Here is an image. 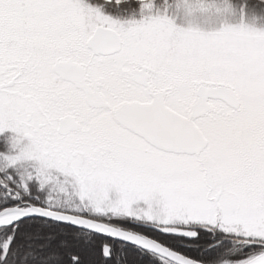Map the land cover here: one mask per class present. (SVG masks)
Instances as JSON below:
<instances>
[{"label":"snow or ice","instance_id":"snow-or-ice-1","mask_svg":"<svg viewBox=\"0 0 264 264\" xmlns=\"http://www.w3.org/2000/svg\"><path fill=\"white\" fill-rule=\"evenodd\" d=\"M247 8L0 0V264H264Z\"/></svg>","mask_w":264,"mask_h":264},{"label":"rangeland","instance_id":"rangeland-1","mask_svg":"<svg viewBox=\"0 0 264 264\" xmlns=\"http://www.w3.org/2000/svg\"><path fill=\"white\" fill-rule=\"evenodd\" d=\"M89 2L95 4L98 3L99 0H89ZM235 3L237 5L242 4L239 0H235ZM248 8H247V12H248V23L251 26L256 27L258 30H264V23L260 22L261 20L264 19V15L263 12H261L262 10L259 9V7L257 5H253L252 2L248 3ZM109 11H111V9H109ZM114 15H117L118 13L113 12ZM263 16V18L261 16ZM253 17H255V19H253Z\"/></svg>","mask_w":264,"mask_h":264},{"label":"trees","instance_id":"trees-1","mask_svg":"<svg viewBox=\"0 0 264 264\" xmlns=\"http://www.w3.org/2000/svg\"><path fill=\"white\" fill-rule=\"evenodd\" d=\"M241 3H250L252 2L253 5H257L259 7V9H261L263 12V15H264V4H261L260 3V0H239ZM258 16H261V15H258ZM263 18V16H261ZM260 22L264 23V19L261 20Z\"/></svg>","mask_w":264,"mask_h":264}]
</instances>
